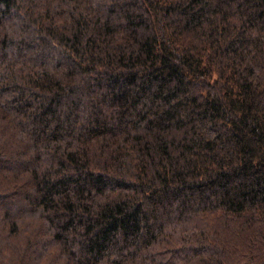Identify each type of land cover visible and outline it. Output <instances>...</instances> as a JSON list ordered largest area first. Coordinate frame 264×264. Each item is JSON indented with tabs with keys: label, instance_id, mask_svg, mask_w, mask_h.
<instances>
[{
	"label": "trees",
	"instance_id": "trees-1",
	"mask_svg": "<svg viewBox=\"0 0 264 264\" xmlns=\"http://www.w3.org/2000/svg\"><path fill=\"white\" fill-rule=\"evenodd\" d=\"M0 264H264V0H0Z\"/></svg>",
	"mask_w": 264,
	"mask_h": 264
}]
</instances>
